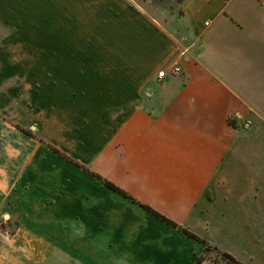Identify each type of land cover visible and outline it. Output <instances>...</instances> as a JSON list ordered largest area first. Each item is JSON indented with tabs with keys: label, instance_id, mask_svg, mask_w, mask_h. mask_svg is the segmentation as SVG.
Masks as SVG:
<instances>
[{
	"label": "crops",
	"instance_id": "0c3cea01",
	"mask_svg": "<svg viewBox=\"0 0 264 264\" xmlns=\"http://www.w3.org/2000/svg\"><path fill=\"white\" fill-rule=\"evenodd\" d=\"M49 2L33 20L0 0V217L17 222L0 264L19 249L55 253L38 264L204 254L139 203L264 264V0Z\"/></svg>",
	"mask_w": 264,
	"mask_h": 264
},
{
	"label": "rangeland",
	"instance_id": "374dc122",
	"mask_svg": "<svg viewBox=\"0 0 264 264\" xmlns=\"http://www.w3.org/2000/svg\"><path fill=\"white\" fill-rule=\"evenodd\" d=\"M12 6H18V4H25L26 8L29 10L27 13L30 15V18L33 20H37L38 18V9L40 7V4H46L47 7L49 6V1L50 0H8ZM28 32L30 35H37V29H29ZM32 47H36L37 45H33ZM21 51V45H15V47H9V51ZM6 51V46L5 45H0V53H5ZM3 56H0V63L4 64L5 63V57L4 60L2 59ZM27 132V131H26ZM14 206H16L14 204ZM15 212V210H14ZM11 219V218H10ZM16 220H8V218H3L0 217V230L2 231H7L10 233L15 225H16ZM8 224V225H7ZM4 256L6 254H9V258L14 259V262L11 264H38L39 261H44L48 259H55V253L51 251L43 252L40 253L38 251H24V250H15L13 252L9 253H3ZM207 256L211 257L212 259L216 260L218 264H229L225 259H223L219 254H217L214 251H209L206 254ZM63 258H69L67 256L63 255Z\"/></svg>",
	"mask_w": 264,
	"mask_h": 264
},
{
	"label": "trees",
	"instance_id": "16d2710c",
	"mask_svg": "<svg viewBox=\"0 0 264 264\" xmlns=\"http://www.w3.org/2000/svg\"><path fill=\"white\" fill-rule=\"evenodd\" d=\"M55 152H57L58 154L62 155V153H60L58 150L52 148ZM69 159V158H68ZM70 160V159H69ZM74 164H77L76 162L72 161ZM78 166H80L79 164H77ZM84 170L87 171L86 168H83ZM100 181L102 182L103 185H105L106 187L116 191L117 193L121 194L122 196L128 198L129 200L133 201V202H136L137 201L131 197L130 195H128L125 191H123L122 189H120L119 187H117L116 185H114L113 183H111L110 181L106 180V179H103L101 178L100 176L96 175ZM139 205H141L144 209L148 210L149 212H151L152 214L156 215L157 217H159L161 220L165 221L166 223L174 226V227H177L180 231H182L184 234H186L187 236L195 239L196 241L200 242L203 246H204V254L201 255L200 257H198L195 261L194 264H199L202 260L204 259H209L211 260L214 264H218L216 262V260L212 259L211 257L207 256V252L209 251H214L216 252L217 254H219L223 259H225L229 264H245L239 260H237L235 257H233L232 255H230L229 253L225 252V251H222L220 249H218L217 247H214V246H210L207 244V242L201 238H199L198 236H196L195 234L191 233L190 231L180 227L179 225H177L175 222L171 221L170 219L164 217L163 215L159 214L158 212H156L155 210H153L152 208H150L149 206L147 205H144V204H141L139 203Z\"/></svg>",
	"mask_w": 264,
	"mask_h": 264
},
{
	"label": "built area",
	"instance_id": "2783aa9c",
	"mask_svg": "<svg viewBox=\"0 0 264 264\" xmlns=\"http://www.w3.org/2000/svg\"><path fill=\"white\" fill-rule=\"evenodd\" d=\"M169 72L171 74H177L180 72V69L178 66H171L168 70L164 69V68H161L158 73H157V77L158 78H162L166 75V73Z\"/></svg>",
	"mask_w": 264,
	"mask_h": 264
}]
</instances>
